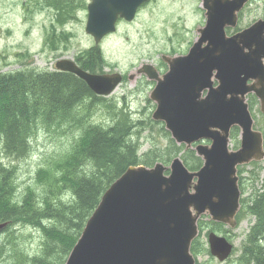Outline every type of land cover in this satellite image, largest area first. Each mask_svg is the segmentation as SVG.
I'll return each mask as SVG.
<instances>
[{"label": "water", "instance_id": "obj_1", "mask_svg": "<svg viewBox=\"0 0 264 264\" xmlns=\"http://www.w3.org/2000/svg\"><path fill=\"white\" fill-rule=\"evenodd\" d=\"M89 1L86 33L100 43L120 19L133 21L149 0ZM249 1L204 0L207 22L188 54L163 56L169 66L163 76L148 64L137 72L157 81L150 96L157 104L153 119L186 149L195 145L201 169L190 171L180 157L170 166L128 168L102 196L66 264H197L191 247L203 216L237 228L238 167L264 160V136L254 129L247 102L254 94L264 114V19L226 33L237 27ZM56 68L76 75L99 96L110 95L123 80L119 73L93 74L67 59ZM235 127L241 131L238 150L229 147ZM208 244L221 263L234 252V244L215 232L208 234Z\"/></svg>", "mask_w": 264, "mask_h": 264}, {"label": "trees", "instance_id": "obj_2", "mask_svg": "<svg viewBox=\"0 0 264 264\" xmlns=\"http://www.w3.org/2000/svg\"><path fill=\"white\" fill-rule=\"evenodd\" d=\"M37 4L41 9L52 6L58 24L67 17L75 18L80 8L78 0H37ZM55 27L52 24L53 31L48 33L50 42L56 36ZM57 36L68 37L69 34ZM75 61L91 73L104 71L99 47L80 52ZM104 99L71 73L38 71L34 67L0 73V157H26L32 149V138L42 127L56 125L62 137H71L69 149L61 161L65 165L53 174V181L45 186L42 195L26 192L19 197L16 169L0 163V224H6L0 231V264H66L104 193L132 166L153 167L156 163L169 166L175 158L181 157L190 171L201 169L203 160L195 150L177 144L163 123L150 118L148 123L135 120L128 108L122 106L112 107L113 110L107 112L109 123H95L93 116ZM257 104V98L250 95L251 111ZM154 123L161 126L168 146L164 150L153 146L141 153L139 132ZM63 125L71 131L63 130ZM255 127L264 135V126L256 123ZM239 138L240 129L234 128L231 140L237 144L236 148ZM259 164L252 162L250 165ZM245 167L238 169L242 197L237 220L252 215L256 222L237 264H264V179L260 188H254L244 198ZM202 220L198 221L200 234L191 247L195 258L203 252L210 253L200 240L207 226ZM210 223L214 226L212 231L226 235L227 231L222 229L225 225ZM26 228L41 232L38 250L29 252L17 245Z\"/></svg>", "mask_w": 264, "mask_h": 264}, {"label": "rangeland", "instance_id": "obj_3", "mask_svg": "<svg viewBox=\"0 0 264 264\" xmlns=\"http://www.w3.org/2000/svg\"><path fill=\"white\" fill-rule=\"evenodd\" d=\"M78 1L80 8L75 18L67 17L58 24L56 10L52 6L41 9L37 0H0V73L16 72L26 67H34L38 71H54L59 60H75L80 52L95 46L93 37L86 33L89 2ZM201 6L202 0H149L139 9L134 21L122 20L118 23L117 31L107 36L99 47L103 57V73L118 72L124 78L111 95L104 97L103 105L93 116L95 123H109L107 112L113 110L112 107L117 109L119 106L128 108L135 120L141 119L148 123L150 118L154 121L152 115L156 103L150 99V94L156 82L146 75H136L137 71L148 64L162 72L166 68L162 60L164 55L187 54L199 37L197 30L206 22ZM261 18H264V0H252L246 6L238 27L244 29ZM52 24L56 26V36L50 42L47 36L53 31ZM61 33L69 36H57ZM131 75L136 76L130 79ZM252 113L255 124L264 126V114L260 111L259 101ZM156 123L139 132L141 153L153 146L163 147V150L167 148L168 139L163 135L161 126ZM59 128L56 125L42 127L32 138V149L24 158L0 157L1 164L16 169L15 182L19 197L26 192L30 195L33 192L44 194L45 186L53 181V174L64 167L65 162L61 161L69 149L71 137H62ZM62 129L71 131L67 125H63ZM236 145L231 140V149L235 150ZM244 170L245 198L254 188L261 187L264 160L258 166L249 165ZM202 219L207 226L200 240L209 250L207 233L214 226L210 225L209 218ZM255 222L254 216L246 215L238 221L237 228H222L227 231L226 236H229L235 246L230 260L220 263L210 253L203 252L196 257L198 264H237ZM22 232L23 236L17 243L20 249L29 252L38 250L41 232L32 228H26ZM216 233L224 235L222 232Z\"/></svg>", "mask_w": 264, "mask_h": 264}, {"label": "flooded vegetation", "instance_id": "obj_4", "mask_svg": "<svg viewBox=\"0 0 264 264\" xmlns=\"http://www.w3.org/2000/svg\"><path fill=\"white\" fill-rule=\"evenodd\" d=\"M246 6H247V5H246ZM246 6H245V7L241 10V12L238 14V21H240V18H241V16H242L243 12L245 11ZM201 7H202V9L204 10V13L206 14V9H205V6H204V0H202V6H201ZM238 24H239V22H238ZM240 30H241V29H239L238 26H237L236 28H227V29H226V33H227L228 36H229V35L232 36V35L236 34L237 32H239ZM198 33H199V31H198ZM200 35H201V34L199 33V38H200ZM164 70H165V69H164ZM164 70H163L162 72L159 70V71H160L159 73H160V74H163V73H165V72L167 71V70H166V71H164Z\"/></svg>", "mask_w": 264, "mask_h": 264}, {"label": "bare ground", "instance_id": "obj_5", "mask_svg": "<svg viewBox=\"0 0 264 264\" xmlns=\"http://www.w3.org/2000/svg\"><path fill=\"white\" fill-rule=\"evenodd\" d=\"M29 155V154H28Z\"/></svg>", "mask_w": 264, "mask_h": 264}]
</instances>
